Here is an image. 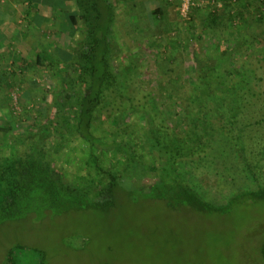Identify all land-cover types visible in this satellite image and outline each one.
I'll list each match as a JSON object with an SVG mask.
<instances>
[{"label": "trees", "instance_id": "trees-1", "mask_svg": "<svg viewBox=\"0 0 264 264\" xmlns=\"http://www.w3.org/2000/svg\"><path fill=\"white\" fill-rule=\"evenodd\" d=\"M64 1L73 6L63 20L73 29L69 47L51 43L24 65L0 69L2 83L19 67L51 79L43 95L47 111L34 125L21 121L15 127L0 116V141L6 137L13 146L0 150V225L90 210L109 215L120 197L161 201L198 215L264 206V47L254 42V51L247 48L241 31H231L227 41L220 34L223 25L235 29L250 10L235 9L233 0H211L221 9L209 13L202 30L189 25L175 44L169 42L177 52L163 68L153 45L149 58L157 63L149 66L131 36L117 38L114 27L128 0ZM145 13L160 20L164 10ZM40 24L41 18L30 21L37 31ZM151 70L172 81L153 88ZM218 136L230 143L252 182L224 204L207 199L185 175L186 166L208 156ZM68 138L87 146L80 165L69 164L78 168L76 175L53 161ZM6 261L49 264L45 250L21 243L7 250Z\"/></svg>", "mask_w": 264, "mask_h": 264}, {"label": "rangeland", "instance_id": "rangeland-1", "mask_svg": "<svg viewBox=\"0 0 264 264\" xmlns=\"http://www.w3.org/2000/svg\"><path fill=\"white\" fill-rule=\"evenodd\" d=\"M233 5L235 9L250 10V14L237 22L235 29L223 25L220 34L224 40L232 35L231 31H241L239 35L249 39L247 48H256L254 42L264 47V5L260 0H233ZM126 6L127 12L114 27L117 38L131 36L146 58L152 55L149 46L153 45L161 53L159 62L163 68L169 56L177 52L169 49L175 44L176 35L189 25L202 30L209 13L221 9L218 2L211 0H128ZM159 7L164 10L160 20L146 16L145 11L153 12ZM0 10L4 17L10 13L1 7ZM65 10L66 15L54 28L59 31L57 35L44 28L39 30L46 31L42 35L37 30L28 31L23 15L19 19L2 18L0 24L3 20L14 23L19 31H0V69L8 70L12 62L20 66L26 59H35L40 47L51 43L69 47L73 29L63 20H68L70 6ZM155 62L150 59L147 63L151 66ZM20 70L19 67L14 77L0 82L1 123L15 127H20L21 121L34 125L40 113H46L47 100L43 95L51 86L45 73ZM149 79L153 88L172 81L170 76L157 75L154 70ZM24 92L32 97L26 98ZM169 107L170 103H165L163 109ZM3 139L0 150L8 152L13 146L6 137ZM215 142L205 159L186 166L190 167L185 168V175L207 199L224 204L235 191L251 187L252 182L235 162L230 143L221 136ZM86 147L79 140L68 138L60 152L53 154V161L72 171L70 162L80 165L88 154ZM77 172L78 168L71 175ZM19 243L45 250L49 264H264V206L235 207L227 215H198L186 209L173 211L161 201L140 199L132 203L120 197L109 215L90 210L60 217L28 216L1 224L0 264H7V250Z\"/></svg>", "mask_w": 264, "mask_h": 264}, {"label": "crops", "instance_id": "crops-1", "mask_svg": "<svg viewBox=\"0 0 264 264\" xmlns=\"http://www.w3.org/2000/svg\"><path fill=\"white\" fill-rule=\"evenodd\" d=\"M67 5L64 0H0V7L2 10H8L6 16L1 15L0 10V21L4 19H19L22 15L23 18L27 20L28 31H36L38 29L33 28L30 25V21L33 19L41 18L40 30L46 29V31L51 32L52 34H58L59 31L54 30L59 22L61 23V17L64 16V13L61 14L60 11L66 12L65 7ZM10 14V15H9ZM0 24V31H19L18 27L14 26V23H8L5 20ZM3 25H6V30L3 29ZM44 28V29H43ZM46 31H42L45 32ZM41 32H37L38 35H42ZM3 34V33H2ZM2 37L0 32V38ZM56 37V36H55ZM1 45V43H0Z\"/></svg>", "mask_w": 264, "mask_h": 264}]
</instances>
